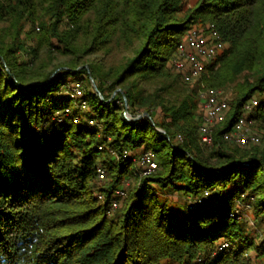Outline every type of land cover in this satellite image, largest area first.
I'll list each match as a JSON object with an SVG mask.
<instances>
[{
	"label": "trees",
	"instance_id": "1",
	"mask_svg": "<svg viewBox=\"0 0 264 264\" xmlns=\"http://www.w3.org/2000/svg\"><path fill=\"white\" fill-rule=\"evenodd\" d=\"M211 22L226 48L203 78L233 92L204 145L198 86L178 90L172 61L186 32ZM114 50L125 52L116 65L89 58ZM84 78L97 89L76 123L65 90ZM124 96L150 118L127 117ZM252 99L248 118L264 127V0H0V264L264 261V135L225 139ZM145 150L158 167L142 174ZM247 206L254 225L230 215Z\"/></svg>",
	"mask_w": 264,
	"mask_h": 264
},
{
	"label": "built area",
	"instance_id": "2",
	"mask_svg": "<svg viewBox=\"0 0 264 264\" xmlns=\"http://www.w3.org/2000/svg\"><path fill=\"white\" fill-rule=\"evenodd\" d=\"M186 36L178 44V54L173 59L176 70L181 73L186 82H194L199 80L203 73L207 72L208 67L213 65L214 60L226 48L225 42L222 40L221 33L218 31L216 25L211 22L206 27H192L186 32ZM84 82L75 80L69 84L67 95L73 100L77 99L80 102L84 101L85 87ZM199 95L204 105L203 122L200 124L199 134L201 144H213L214 142V129L215 126L225 121V114L229 108L228 96L225 90L216 87H209L202 83L199 87ZM83 103V102H82ZM87 100L84 101L82 108L85 109ZM258 100L252 99L246 102L244 113L233 124L232 128L225 132V139L233 141L241 146L247 144H259L262 140V134L255 131L252 127L253 119L248 118V114L257 106ZM71 109H67L66 113L70 114ZM88 111L85 110V113ZM73 115V114H72ZM85 115V114H84ZM83 115H73V120L76 123L81 122ZM89 127H101V123L94 118H88ZM179 139L184 140V136L179 133ZM139 164H141L142 174L151 173L154 171L158 164L154 159L153 152L145 150L139 157ZM106 178V169L101 166L98 168V180L103 181ZM114 196L125 195L124 187H116L112 189ZM100 197H102L100 195ZM202 198L194 200V203L202 202ZM117 200H113L111 206L115 208ZM240 217L243 215L239 210L232 211L230 214ZM239 214V215H238ZM228 242L220 245L223 249L227 247Z\"/></svg>",
	"mask_w": 264,
	"mask_h": 264
},
{
	"label": "rangeland",
	"instance_id": "3",
	"mask_svg": "<svg viewBox=\"0 0 264 264\" xmlns=\"http://www.w3.org/2000/svg\"><path fill=\"white\" fill-rule=\"evenodd\" d=\"M188 4V6H192V4H191V2H188L187 3ZM125 55V52H123V51H120V50H114V51H112V53H109V54H106L105 52H98L97 54H92V55H90L89 56V58L90 59H94V60H100L105 66H108V65H112V64H118L119 62H121L122 60H123V56ZM28 57H30V59H31V56H28ZM174 64V63H173ZM30 66H31V63H30ZM176 70V69H175ZM204 75H206V72L205 73H203L201 76V78L199 79V80H197V81H194V82H184V83H182V82H180L179 83V85L177 86L178 87V90H180V91H182L183 93H185V92H189V90L192 88V87H194V86H198V93H197V96H199L200 97V93H199V87L201 86V84L202 83H205L206 84V82H205V80H204ZM91 81H89V80H87V78H84V80H82L83 82H84V87H85V91H87V90H89V89H91V86L93 85V87H94V81L92 80V79H90ZM92 82V83H91ZM162 83V81L161 80H156V81H151V82H145V83H143V84H141L142 86H144L145 87V89L146 90H148V91H153L155 88H156V86H159L160 84ZM207 85V84H206ZM222 89V88H221ZM223 90H225V94H226V96H228V98H227V100L228 99H230V97H231V95H232V92H233V89H232V87L231 86H228V88H225V89H223ZM66 91V93H67V90H65ZM176 96V94H168V98H174ZM71 97V96H70ZM85 100H87L86 99V95L84 96V101ZM84 101H79V100H77V99H75V100H73V102H72V106L74 107V108H76V109H78V110H80V112H78L77 114L78 115H80V116H84V114H85V110H87V111H90V108L88 107V104H85V109L84 108H82V106L84 105ZM83 102V103H82ZM119 103H121V102H119ZM199 105L204 109V105H203V101L201 100V98H200V101H199ZM72 108V107H71ZM73 108V109H74ZM72 109V110H73ZM71 110V112H70V115L71 114H73V115H75V109H74V111H72ZM146 110H144V109H142V111L140 112V114H142V113H144ZM139 114V115H140ZM154 114L155 115H159V119H162L164 116H165V113H164V111L162 110V108H160V107H158L157 109H154ZM146 117H148V116H146ZM148 118H150V117H148ZM169 120V119H168ZM253 123H254V121H253ZM252 123V127H253V129L255 130V131H259L261 134H262V136L264 135V127H259V126H257L256 124L254 125ZM261 145H264V140H263V142H262V144ZM135 161V165H136V168L134 169V171L135 172H138V171H140L142 168L140 167L141 166V164H139V158L137 159V160H134ZM101 182H103V181H101ZM101 182H100V184H101ZM131 182V181H130ZM174 203L175 204H179V202L176 200V201H174ZM180 205V204H179ZM243 216H245V218L248 220V222L251 224V225H254L255 224V219L254 218H252V216H251V209H249V206H247V209H246V211H244V214H243ZM259 236V235H258ZM249 252V254L250 255H252L255 251L253 250V249H248L247 250V253ZM252 262H253V264H264V261H260L258 258H256V256L253 254L252 255Z\"/></svg>",
	"mask_w": 264,
	"mask_h": 264
},
{
	"label": "water",
	"instance_id": "4",
	"mask_svg": "<svg viewBox=\"0 0 264 264\" xmlns=\"http://www.w3.org/2000/svg\"><path fill=\"white\" fill-rule=\"evenodd\" d=\"M56 73H57V71L55 72V74H53V76L52 77H54L55 75H56ZM93 80V79H92ZM94 81V86L96 87V89H97V85H96V82H95V80H93ZM116 94V93H115ZM114 94V95H115ZM124 101H125V107H126V115H127V117H129V118H131V119H134V120H141L144 116H148V117H150V113L148 112V111H145L144 113H142V114H140V115H138V116H136V117H133L132 116V113L130 112V110H129V107H128V98H126V96H124Z\"/></svg>",
	"mask_w": 264,
	"mask_h": 264
}]
</instances>
